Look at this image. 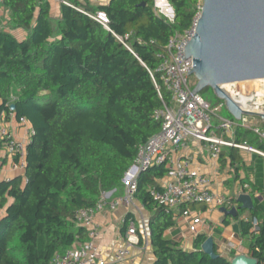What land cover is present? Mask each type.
Wrapping results in <instances>:
<instances>
[{"label":"trees","instance_id":"trees-1","mask_svg":"<svg viewBox=\"0 0 264 264\" xmlns=\"http://www.w3.org/2000/svg\"><path fill=\"white\" fill-rule=\"evenodd\" d=\"M66 1L85 12H105L118 35L131 32L128 44L137 57L71 7L59 4L54 16L48 0H1L8 27L26 37L16 39L0 23V119L25 118L34 134L23 175L0 182V264H51L55 254L87 242V229L75 216L94 208L102 193L121 188L138 147L160 131L154 113L171 97L163 88L158 97L148 71L157 69L169 38L191 26L201 2L167 0L174 14L169 22L155 14L152 0ZM154 78L159 84V75ZM233 141L264 153V142L249 130L237 128ZM228 150L235 161L234 148ZM166 176L163 166L142 172L134 195L154 211L148 223L153 264H230L233 252L228 258L214 249L215 259L201 252L205 235L196 236L191 252L164 239L175 214L154 204L148 190ZM235 200L223 207L236 209L227 217L237 220L248 256L264 264V214L253 202L252 210H243ZM244 213L249 216L239 220Z\"/></svg>","mask_w":264,"mask_h":264},{"label":"built area","instance_id":"built-area-1","mask_svg":"<svg viewBox=\"0 0 264 264\" xmlns=\"http://www.w3.org/2000/svg\"><path fill=\"white\" fill-rule=\"evenodd\" d=\"M48 1L52 4L71 7L83 13L110 33L134 57H137L128 44L132 33L116 34L109 27V19L105 12H85L82 9L73 7L66 0ZM98 1L105 4L109 0H94V2ZM152 1L155 14L172 22L174 14L168 1ZM201 7L202 0L197 7V13L191 26L183 33H175L169 38L157 69L155 72L148 71L158 97L162 99L161 89L163 88L169 93L171 102L169 105L163 104V108L154 113V119L161 124L160 131L138 147L134 162L124 173L121 180L125 190L124 195L108 201L115 190L104 192L94 208L79 211L75 216V220L77 224L87 229V242H75L63 254H55L51 264H120L128 260L132 251L131 239L136 236V227L132 219L127 221L126 246L115 250L113 262H108L100 256L98 247L94 242L95 229L90 227L96 212L106 207L114 210L120 205H129L137 191L139 175L153 167L163 166L167 170L166 182L162 187H152L148 190L149 197L157 206L170 212L176 211L182 206L190 205L223 208L227 203V199L211 191L209 179L199 170L192 168L188 159L176 157V154L186 147L189 140L205 144L209 158L213 161L219 159L223 148L240 149L264 158L263 152L246 144H235L233 141L237 128L250 130L245 116L241 117L240 124L233 117L232 119L221 118L216 113V109L214 111L210 110V105L200 94L192 93L196 84L192 73L188 74L192 71V58L182 60L181 56H184L183 49L195 34L194 28L196 20L200 17ZM155 74L159 75V84L154 78ZM241 84H257V87L254 85L251 88L248 87V89L242 90L237 87ZM228 86L231 87L229 94L239 104L243 112L264 115V80L236 83L225 87ZM212 118L219 123L212 124ZM18 123L24 126L29 124L25 118H20ZM253 133L258 136L261 142H264V133L257 128L253 129ZM33 134L34 132L30 126L26 131V138L18 140L6 127L0 129V152H3L4 156L10 160L13 170L24 172L26 146L30 143ZM254 196L258 197V194ZM181 215L188 223V232L196 235L198 232L197 227L202 220L199 217L191 216L187 210L182 211ZM255 225H257V222H255ZM232 252L241 255L237 246L228 244L226 253Z\"/></svg>","mask_w":264,"mask_h":264},{"label":"crops","instance_id":"crops-1","mask_svg":"<svg viewBox=\"0 0 264 264\" xmlns=\"http://www.w3.org/2000/svg\"><path fill=\"white\" fill-rule=\"evenodd\" d=\"M52 12L54 16H57L59 8H53ZM0 23L2 29L12 34L16 39L20 41L25 39L26 33L23 30H11L8 27L7 14L1 5ZM30 126V124L25 126L19 124L13 115L7 118L2 115L0 119V129L6 127L18 140L26 138V131ZM228 149L223 148L221 152L223 156L220 155L217 161H213L209 158L205 144L189 140L186 147L180 150L176 157L188 159L192 168L205 175L210 181V188L213 193L224 196L227 200L235 199L239 194H247L251 196L253 204L258 206L264 214V198L259 197V193L264 191V158L234 148L235 161H232V164ZM22 175V171L12 169L10 160L4 156L3 152H0V182ZM236 176L238 177L236 178ZM165 182V178L155 181L158 187H162ZM243 183L247 184L244 189L242 187ZM124 193L125 190L122 186L115 190L108 201L121 197ZM255 194H258V197H255ZM220 209L204 205L186 206L185 210L189 211L191 216L199 217L202 220L197 227L198 232L196 235L188 232V223L181 215L184 210L179 208L173 211L172 213L175 214L174 225L164 233V239L175 241L182 250L191 252L194 250L193 242L196 236L205 235L207 238L213 239L214 249L220 256L230 257L231 253H226L228 244L237 246L240 249L239 254L248 256L244 243L239 239L237 220L224 216ZM153 212L144 208L136 199H133L129 205H120L114 210L106 207L96 212L90 228L95 229L94 242L98 247L100 256L108 262H113L115 250L126 246L127 221L132 219L136 227V236L131 239V257L120 264H153L154 255L150 246L148 231L149 219ZM3 215L4 211H0V218ZM248 216V213H244L239 216V220H245ZM225 220H227L226 224L224 223ZM234 254L237 255V253Z\"/></svg>","mask_w":264,"mask_h":264},{"label":"water","instance_id":"water-1","mask_svg":"<svg viewBox=\"0 0 264 264\" xmlns=\"http://www.w3.org/2000/svg\"><path fill=\"white\" fill-rule=\"evenodd\" d=\"M195 34L183 49L181 59L192 58L196 80L193 94L211 89L237 121L242 116L264 115L243 112L225 90V86L264 80V0H202L201 14L196 20ZM14 110V105L10 106ZM236 203L243 210H252L249 195L239 194ZM224 216H236V209L221 208ZM201 252L215 259L212 238L201 246ZM251 256L237 255L230 264H256Z\"/></svg>","mask_w":264,"mask_h":264},{"label":"rangeland","instance_id":"rangeland-1","mask_svg":"<svg viewBox=\"0 0 264 264\" xmlns=\"http://www.w3.org/2000/svg\"><path fill=\"white\" fill-rule=\"evenodd\" d=\"M92 5H94V0H91ZM53 8H58V5L53 4L52 5ZM193 81H195L193 79ZM258 83V82H257ZM257 84H241L238 85L237 87L245 90L251 88V86H254ZM231 87H225V90L229 93L230 92ZM200 96L210 105V110L214 111L215 109L217 110V114L221 117V118H230L232 119V116L228 113V111L226 110L224 103L222 101H220L212 92L211 89H205L202 92H200ZM246 120H247V125L250 127V134L251 137H258L256 134L253 133V129L257 128L260 130V132L264 133V125H263V120H261L259 117H255V116H245ZM212 120V124H218L219 122L217 120H215L214 118L211 119ZM238 123L240 124V121H238Z\"/></svg>","mask_w":264,"mask_h":264}]
</instances>
